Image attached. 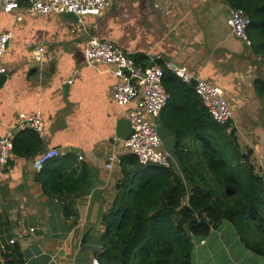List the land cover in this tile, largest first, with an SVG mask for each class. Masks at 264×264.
<instances>
[{
    "label": "crops",
    "instance_id": "0c3cea01",
    "mask_svg": "<svg viewBox=\"0 0 264 264\" xmlns=\"http://www.w3.org/2000/svg\"><path fill=\"white\" fill-rule=\"evenodd\" d=\"M232 8L225 0H115L104 14L86 16L87 30L80 31L70 13L24 16L18 22L0 10V32H13L3 58L8 74L0 76V136L22 113H40L44 122L38 134L42 147L29 157L12 153L0 170V249L19 248L25 264H87L102 250L103 217L122 177L121 164L106 165L113 152L122 151L116 144L118 124L127 117L112 97L117 81L112 66L86 62L90 35L115 43L143 66L169 61L221 86L235 113L230 126L243 152H253L251 163L260 175L264 55L255 53L251 38L248 46L233 35ZM174 142L168 133L163 145L177 165ZM51 148L60 150L57 158L75 159L66 175L74 169L86 177L76 194L50 197L37 181L34 159ZM194 245V264H264L229 220Z\"/></svg>",
    "mask_w": 264,
    "mask_h": 264
},
{
    "label": "trees",
    "instance_id": "16d2710c",
    "mask_svg": "<svg viewBox=\"0 0 264 264\" xmlns=\"http://www.w3.org/2000/svg\"><path fill=\"white\" fill-rule=\"evenodd\" d=\"M225 1L250 15L253 50L264 55V0ZM164 85L170 100L159 132L163 140L168 133L174 137L178 164L143 165L134 155L122 156V177L103 217V245L96 258L102 264H194V240L226 220L246 246L264 257V183L251 163L253 152H243L234 127L212 118L194 82L184 83L166 70ZM42 142L33 130L19 132L13 154L33 156ZM74 161L56 158L37 174L50 197L76 194L85 183L83 172L65 174ZM1 254L0 264H25L17 247L7 246Z\"/></svg>",
    "mask_w": 264,
    "mask_h": 264
},
{
    "label": "built area",
    "instance_id": "2783aa9c",
    "mask_svg": "<svg viewBox=\"0 0 264 264\" xmlns=\"http://www.w3.org/2000/svg\"><path fill=\"white\" fill-rule=\"evenodd\" d=\"M114 3L115 0H0V10L9 13L18 22H21L24 16L70 13L77 18L80 31L87 30L86 16H100ZM228 22L233 35L251 46L252 40L248 34L250 15L242 8H232ZM12 37L11 30L0 32V76L8 74V69L3 65V58L10 49ZM39 50L43 51V48ZM85 57L90 66L98 67L102 64L112 66L113 75L117 78L112 92L113 100L121 110H124L132 124L131 136L116 143L122 151L113 152L108 157L107 169H113L116 164H121L123 155H134L143 165L156 164L166 168L173 166V156L164 148L158 123L170 100V94L164 85L166 70L174 73L184 83H195L196 93L218 124L228 126L234 121L235 113L224 89L196 76L187 66H179L169 61L143 66L136 62L130 52L95 35H90L87 41ZM71 82L72 80H69V83ZM132 103L135 105L130 106ZM29 129L43 134L44 122L40 113L30 116L20 114L17 121L0 136V170L5 168L12 157L16 135ZM60 155L59 149H48L34 159L33 168L40 172L45 164ZM79 159L82 160L83 156L79 155ZM259 176L264 183V170H261ZM10 244H14V241ZM4 249L2 246L0 250ZM87 264L102 263L93 257Z\"/></svg>",
    "mask_w": 264,
    "mask_h": 264
},
{
    "label": "water",
    "instance_id": "95a60500",
    "mask_svg": "<svg viewBox=\"0 0 264 264\" xmlns=\"http://www.w3.org/2000/svg\"><path fill=\"white\" fill-rule=\"evenodd\" d=\"M133 81H135V79H133ZM67 86H65L66 88ZM118 135L121 139H128L131 136L132 133V124L131 122L126 119L123 118L122 120H120L119 124H118Z\"/></svg>",
    "mask_w": 264,
    "mask_h": 264
},
{
    "label": "rangeland",
    "instance_id": "374dc122",
    "mask_svg": "<svg viewBox=\"0 0 264 264\" xmlns=\"http://www.w3.org/2000/svg\"><path fill=\"white\" fill-rule=\"evenodd\" d=\"M264 53V52H263Z\"/></svg>",
    "mask_w": 264,
    "mask_h": 264
}]
</instances>
